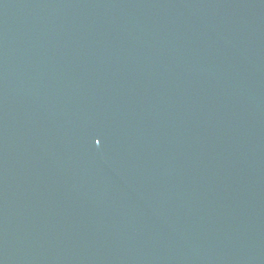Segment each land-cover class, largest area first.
I'll return each mask as SVG.
<instances>
[{"label": "water", "instance_id": "obj_1", "mask_svg": "<svg viewBox=\"0 0 264 264\" xmlns=\"http://www.w3.org/2000/svg\"><path fill=\"white\" fill-rule=\"evenodd\" d=\"M0 264H264V0H0Z\"/></svg>", "mask_w": 264, "mask_h": 264}]
</instances>
